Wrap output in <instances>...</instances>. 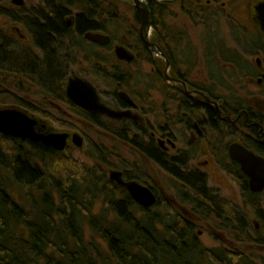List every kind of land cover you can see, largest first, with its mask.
<instances>
[{
	"label": "flooded vegetation",
	"instance_id": "1",
	"mask_svg": "<svg viewBox=\"0 0 264 264\" xmlns=\"http://www.w3.org/2000/svg\"><path fill=\"white\" fill-rule=\"evenodd\" d=\"M8 1L10 8L0 5L1 13L6 17L11 13L17 15L19 11L34 5L32 0L30 5L27 4L28 0H24L22 6L13 4L12 0ZM262 5L264 0H247V6L244 0H91L86 13L80 10L63 18L71 34L69 38L71 56L66 64V79L61 97L59 100L27 98V101L33 106L34 102L38 101L39 105H36L32 112L42 115L40 120L47 125L44 129H50L48 119L58 122L57 118L48 112L50 110L56 116L75 119L90 130H96L98 137L104 138L105 143L102 144L95 142L88 134L79 133L80 131L67 132L70 135L68 144L65 151L60 153L68 156L66 153L73 147L79 150L91 147L96 151L94 160L97 161L92 168H103L101 165L104 164L98 159L100 153L108 156L107 160L111 167L104 165L108 168H127L126 164L131 168H141L137 162L127 159L113 167L114 162L109 159H115L116 156L110 152L112 148L110 145L116 143L113 141H118L151 162L170 180L173 179L170 168H180L186 172L195 169L204 173L208 187L214 190L220 200L234 204L238 215L246 216L249 235L245 237L240 236L232 240L227 236L232 235L230 229L219 226L225 244L230 246L227 248L247 253L257 251L263 256L264 184L258 183L256 186L259 188L262 185V189L252 191L250 178L243 172L241 161L233 159L229 149L232 145H237L260 158L264 166V104L241 96L229 84L216 85L219 80L224 83L221 73L229 69L228 77L232 81L240 76L246 78L247 83L264 88V29L259 18V8ZM245 8L246 17L239 16L238 12ZM81 15L93 23L86 31H80L77 26V18ZM179 17L183 18L182 21L179 19L182 24L176 22ZM11 21L22 27L23 31L19 26L14 27L18 38L1 30L16 43L32 48L33 36L19 21L13 19ZM164 24L167 26H163ZM165 27L173 28L174 33L182 32L183 35L169 38L163 31ZM190 28L199 31L198 42L201 50L193 42ZM88 33L106 36L101 40L104 43L91 41L86 37ZM164 43L190 45L191 53L187 65L182 63L180 58L175 65L173 63L175 59L165 52L167 49ZM229 43L235 47L228 46ZM117 51H122L126 59L120 58ZM176 56L180 57L179 54ZM249 57H256L255 62H251ZM157 59L164 61L162 68L157 67ZM102 64L106 68L101 66ZM84 65L86 71L83 70ZM201 65L205 75L197 78V71ZM89 72H94L111 82L114 89L112 105L103 101L99 87L87 78ZM75 78L87 81L95 89L100 105L111 111L124 113L125 117L112 119L75 105L66 94L69 80ZM140 78L142 88L139 82H136ZM134 86H139L140 89L134 90ZM0 89L6 88L0 84ZM217 91L221 93L216 94ZM154 93L160 99L159 105L157 101H153ZM181 98L183 100H180ZM235 102L240 104L239 109L234 108ZM154 106L157 108L155 111ZM158 107L161 109L160 112ZM46 108L49 110L46 111ZM208 108L214 110L215 116H211ZM176 125H181L190 133L184 147L179 146L173 130ZM125 126L129 127L131 132L129 135L120 133ZM40 130L42 131L43 127ZM73 134L81 137V149L75 147L71 137ZM127 138L132 140L127 141ZM198 140L203 142L199 153L204 154L206 159L191 165L190 163L195 160L191 149ZM150 144L161 154L157 161L148 157L147 147ZM179 156H183L185 162L175 167L163 158L172 159ZM198 165L216 170L218 168L232 184V187L227 189L238 190L240 201H235L234 193L231 194L232 198H227L222 196L217 188L209 186L208 174L200 170L201 167ZM115 171L121 172V179L124 182L140 183L125 177L121 169ZM118 187L122 190L120 186ZM151 191L157 201L167 200L185 216L191 217L192 220H200L192 207L191 212L189 209L183 210V203L175 189V198L171 199L166 196L159 197L155 188ZM205 221H208L206 222L208 232L217 236L219 231L211 219ZM241 227L239 225V228Z\"/></svg>",
	"mask_w": 264,
	"mask_h": 264
},
{
	"label": "trees",
	"instance_id": "2",
	"mask_svg": "<svg viewBox=\"0 0 264 264\" xmlns=\"http://www.w3.org/2000/svg\"><path fill=\"white\" fill-rule=\"evenodd\" d=\"M32 1V7L8 14L33 36L32 48L16 43L0 29V84L6 88L0 89V98L34 111L27 98L61 97L71 56V34L63 18L80 10L86 13L91 0ZM92 24L84 15L77 18L80 31ZM163 31L169 38L183 35L173 28ZM164 47L175 65L178 58L184 64L189 61L190 45L164 43ZM234 108L240 104L235 102ZM208 111L215 116L213 109ZM128 128L120 133L129 135ZM147 149L148 157L159 160L161 154L152 144ZM95 154L91 147L86 150L88 158L95 159ZM99 155L100 162L111 167L108 156ZM163 158L174 167L185 162L183 156ZM126 165L119 168L125 177L154 190L143 168ZM170 169L178 198L201 221L211 219L226 226L236 239L249 235L246 216H239L234 204L220 200L204 173ZM97 201L102 209L94 213ZM196 226L167 200H158L150 209L139 207L103 168L73 161L40 142L0 134V264H258L249 252L204 247Z\"/></svg>",
	"mask_w": 264,
	"mask_h": 264
},
{
	"label": "rangeland",
	"instance_id": "3",
	"mask_svg": "<svg viewBox=\"0 0 264 264\" xmlns=\"http://www.w3.org/2000/svg\"><path fill=\"white\" fill-rule=\"evenodd\" d=\"M28 5L32 4L31 0H28L27 2ZM244 4H246L247 6V0H244ZM2 5L6 8H10V3L8 0H3ZM239 16L241 17H246L247 15V8H245L243 11H239ZM237 13V14H238ZM236 14V15H237ZM179 19L182 21L183 18L179 17L177 24H182ZM15 26H19L18 24H15L11 21L10 18L6 17V15L4 14H0V29H3L6 32H9L10 34H12L14 37L18 38V35L16 34V32H14V27ZM19 28L22 27L19 26ZM190 35L193 39V42L195 43V45H197L200 49L199 46V42H198V35H199V31L195 30L193 28L189 29ZM230 47H235L234 44L229 43ZM201 50V49H200ZM107 55V54H106ZM108 56V55H107ZM255 58L256 57H249L251 62H255ZM261 58H263L261 56ZM157 67L162 68V66L164 65V61H160L157 59ZM101 66H104V64H102ZM106 68V66H104ZM109 67V66H108ZM200 68L197 71V78H201L202 75H205L204 70H203V66H199ZM86 65L83 66V70L86 71ZM146 71H148L146 69ZM88 72V71H87ZM230 70H225V72L221 73V77H223L224 79V83H221L220 80L217 81L216 85H220V84H229L231 88H233V90L240 94L243 97H246L247 99L250 100H258L259 103L264 104V88L263 87H258L255 84L252 83H247V79L246 78H242V77H238L236 78L234 81L231 80L230 77H228ZM204 73V74H203ZM87 78L94 81L96 83V85L99 87L98 89L101 92V96L103 101L107 102L108 104L112 105L113 100H112V92H113V87L111 85V82L108 80H104L101 77H99L98 75H96L94 72H89L87 75ZM142 78L138 80H136V82H139V85L141 87V81ZM238 81H241L240 83H237ZM142 88V87H141ZM235 88V89H234ZM139 90V86H134V90ZM221 93V91H217L216 94ZM222 94H224L222 92ZM154 96V100L153 101H157V104L159 105V98L157 97L156 93L153 94ZM32 99V98H30ZM33 99H37V100H41V98L39 96H35L33 97ZM37 102H34L35 106L39 105L37 104ZM155 103V102H154ZM260 104V105H261ZM4 106H15L18 108H21L25 111H27V113L37 119H40L42 117V115H40L39 113H35L32 111H29L27 109H25L24 107L22 108L21 105L17 104L16 102L12 101V100H5L4 98H0V107H4ZM41 106V105H40ZM48 111L49 109L46 108ZM157 108L154 106V111ZM158 111L160 112L161 109L160 107H158ZM49 113L53 114V116H55V118H57L58 122H55L51 119L49 120V124L50 127L57 131V132H74V131H80L79 133H84V134H88L90 136L91 139H93L95 142H99L104 144V138H100L98 137V133L96 132V130H90L89 127H86L84 124L76 121L75 119H65L64 117H61L59 115H55L52 111H48ZM156 123V122H155ZM154 123V124H155ZM175 135L178 139V143L180 147H184L186 146V142L189 140L190 138V133L189 131H185L181 125H176L175 127H173ZM203 141V140H202ZM228 141V140H227ZM116 142L110 146H112V148L110 149L111 153H114V155L116 157H114L115 159H109L112 162H114L113 167L116 166V164H119V162H121L123 159H127L130 161H135L138 163L139 167L143 168L146 173H147V178L150 177L152 180L149 181L150 183H152V186L155 188L156 193L158 194L159 197L162 196H166L168 197V199L171 198H175V192H174V188L172 186L171 180L170 178H165L162 174L161 171H159L157 168L154 167V165L149 162L146 161L145 159H143L139 154H136L131 148H129L128 146L119 143L118 141H113ZM202 144L201 141L198 140V142L194 145L193 149H191V154H194L195 160L192 161L190 164L191 165H195L198 161H203L206 159V156L204 154H200L199 151L202 150ZM193 146V145H192ZM191 146V147H192ZM86 147V146H85ZM201 147V148H200ZM67 155L69 154V156L72 158L73 161L79 162L81 164H85L86 166L92 168V166H94L97 161H95L94 159L88 158L86 156V150L84 148V150H79L73 147V149L70 150L69 153H66ZM198 154V155H197ZM119 158V159H118ZM103 167V169L105 170L106 176L107 178H109V174L111 171L113 170H119V168H108L104 165H101ZM200 170L206 172L208 174V184L209 186H212L213 188H217L219 190V193L227 198H232L233 196L231 194H235V201L239 202L240 200V195L238 193V190H236L235 188L228 190L227 188L232 187V184L227 181L224 177L223 174H221V171L217 168L216 169H211V168H207L203 165H198ZM16 197H18V195L16 194ZM178 201V199H177ZM139 206V205H138ZM140 207V206H139ZM101 204L97 201L95 203V207L93 208V212L94 213H99L101 212ZM185 209H191V206H189L186 203H183V210ZM191 212V211H190ZM191 218V217H190ZM195 222H197V226H196V231L198 234V237L200 238L202 244L204 245V247L207 248H220V247H230L227 244H225L224 240H223V236H221L220 232H222V229H220V227L216 224L213 223V225L216 227V229L219 231L217 233V236L211 235L207 228H206V222L208 221H201L198 219H194ZM87 231V236H89V230L88 228H86ZM230 239H234L235 237L232 235H227ZM249 253H251L254 257L256 262H260V263H264V258L260 259L262 257H264V255L262 256L261 253L257 252V251H249Z\"/></svg>",
	"mask_w": 264,
	"mask_h": 264
},
{
	"label": "water",
	"instance_id": "4",
	"mask_svg": "<svg viewBox=\"0 0 264 264\" xmlns=\"http://www.w3.org/2000/svg\"><path fill=\"white\" fill-rule=\"evenodd\" d=\"M12 3L17 6H22L24 0H12ZM259 18L262 22L264 29V5L259 8ZM86 37L91 41L97 43L101 42L106 36L100 34H86ZM120 58L126 59L122 51H117ZM66 94L68 98L77 106L94 113H100L112 119H122L126 114L111 111L99 104L95 89L85 80L75 78L70 79L67 87ZM47 125L27 113V111L15 107L4 106L0 107V134L8 137L17 138L21 141H31L42 143L47 147L63 152L65 151L68 139L70 137L67 132H57L51 127L44 129ZM43 127V130L40 129ZM75 147L82 148V139L78 134L71 135ZM230 156L235 160H240L243 165V172L250 178V187L252 191L262 189L264 184V170H256V168H264L260 158H256L250 152L243 148L232 145L229 149ZM121 172L111 171L109 179L115 182L122 188L123 191L128 192L133 201L144 209L152 208L156 202V196L150 188L135 181L124 182L121 179ZM262 183L258 188L256 185Z\"/></svg>",
	"mask_w": 264,
	"mask_h": 264
}]
</instances>
